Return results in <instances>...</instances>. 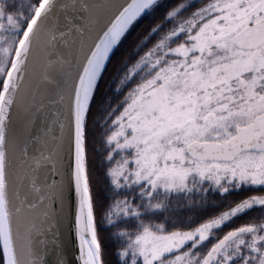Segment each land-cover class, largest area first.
<instances>
[{"label":"snow or ice","instance_id":"1","mask_svg":"<svg viewBox=\"0 0 264 264\" xmlns=\"http://www.w3.org/2000/svg\"><path fill=\"white\" fill-rule=\"evenodd\" d=\"M0 264H264V0H0Z\"/></svg>","mask_w":264,"mask_h":264},{"label":"trees","instance_id":"2","mask_svg":"<svg viewBox=\"0 0 264 264\" xmlns=\"http://www.w3.org/2000/svg\"><path fill=\"white\" fill-rule=\"evenodd\" d=\"M137 31H140L139 29ZM134 36L136 33L133 34ZM98 137V133L96 134ZM89 165L93 173V189L96 193L103 196V164H102V155L98 151V146L93 144L92 142L89 143ZM109 244H112L109 241Z\"/></svg>","mask_w":264,"mask_h":264}]
</instances>
